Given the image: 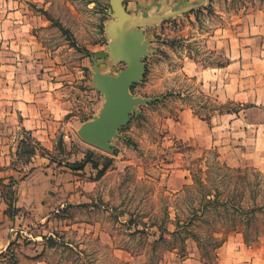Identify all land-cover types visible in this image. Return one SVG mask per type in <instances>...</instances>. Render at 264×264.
Listing matches in <instances>:
<instances>
[{"label": "rangeland", "instance_id": "rangeland-1", "mask_svg": "<svg viewBox=\"0 0 264 264\" xmlns=\"http://www.w3.org/2000/svg\"><path fill=\"white\" fill-rule=\"evenodd\" d=\"M258 8L264 0H0V157L7 164L0 158V226L7 218L15 234L0 264H178L191 255L217 264L215 245L236 233L264 249V210L239 215L236 205L241 192L246 203L263 204L264 165L233 166L219 152L229 157L239 146L233 133L243 126L228 114L257 120L264 110L249 113L209 91L229 86L225 38ZM132 31L150 41L152 54L131 93L163 99L140 107L109 153L77 134L104 102L91 83L90 56L115 76L126 65L111 59L109 46ZM183 108L208 122L223 116L214 130L222 142L205 149L173 139L168 126ZM261 128L247 130L258 138L245 141L246 154L264 153ZM36 160L47 164L48 186L70 184L71 198L51 193L43 207H16V186ZM82 161L84 169L70 167ZM176 169L185 181L174 193L167 184ZM43 215L48 220L30 229L19 223Z\"/></svg>", "mask_w": 264, "mask_h": 264}, {"label": "crops", "instance_id": "crops-1", "mask_svg": "<svg viewBox=\"0 0 264 264\" xmlns=\"http://www.w3.org/2000/svg\"><path fill=\"white\" fill-rule=\"evenodd\" d=\"M258 13L264 14V8L256 9L252 15L248 16V20L244 22L243 26L238 28V32L234 31L230 38L229 36L225 38L227 48L226 55L229 61L226 67L227 69H233L229 75L231 78V80L228 81L229 86H226L225 90H222V86L219 84H213L209 88L210 92H215L217 94L222 92L226 100L231 99L239 106L246 107L247 109H244V111H248L249 113H253L252 111L260 112L264 110V69H257L264 68V15L263 19H261ZM122 29L123 28H120V31ZM239 30H241V32H239ZM213 39H215L214 48L219 49V45L222 43L220 41L222 37H214ZM218 69L223 68L218 67ZM211 76L213 79H216L213 72ZM218 78L217 76V79ZM27 108H29V106ZM239 115V113L233 114V117H231V115L228 114V119L234 121L237 124L236 126H243L242 129H237V133H233L239 146L233 147V149L229 151L232 152L229 157L224 155L222 148H219L221 150L219 152L223 154L225 161L228 163L230 162L233 166L247 162L252 165H259V168L262 169L264 165V153L262 156L251 153L246 154L249 152L250 148H243L246 146L245 141L250 140L253 142V145L254 142H256L258 134L255 136L251 135L247 130H249L250 126L254 125L255 132L262 130L261 126H264V114L263 117H259L257 120H251L250 118L246 119L243 116L240 118ZM217 117V119L213 118V120L211 119L209 122L204 121L198 118L190 108H183L179 111L172 124L168 126L169 135L177 141L197 143L205 149L216 147L217 144L222 142V135L214 131L218 129L215 125L219 126L220 123L224 122L223 116ZM6 121H9V119H6ZM234 122H232L233 125L235 124ZM26 123L27 120L24 118L22 124L26 125ZM38 126L39 124H37V127ZM259 139L264 141V136L259 137ZM0 158H3L1 166H7L4 157L2 156ZM33 167H36V170L19 181L16 186L18 198L16 207H19L18 205H23L27 209L30 207L34 208V206L38 205L43 207L45 206L44 200L48 201L49 194L51 195V193H54L55 199L71 198L68 196L70 184L48 186L49 181L46 177L47 164H44L43 160H36V164H33ZM104 177L105 175H103L102 178ZM101 179L92 183V189L98 191V187H101ZM184 181V172L179 169L173 170L169 177L167 188L169 190L171 189L174 193L179 192ZM48 217V215H43L38 220L21 218L19 223H25L24 225L28 227L27 229H30L29 227L33 226L35 223L43 224L48 220ZM0 221H2V215H0ZM3 221L4 224L0 226V254L6 251L15 235L11 234L14 229L9 226L12 222L7 218ZM231 238V240H228L215 250L217 264H264V249L245 245L240 234L236 233ZM177 263L202 264L196 255L182 258Z\"/></svg>", "mask_w": 264, "mask_h": 264}, {"label": "water", "instance_id": "water-1", "mask_svg": "<svg viewBox=\"0 0 264 264\" xmlns=\"http://www.w3.org/2000/svg\"><path fill=\"white\" fill-rule=\"evenodd\" d=\"M111 43L109 52L114 61L122 62L126 68L115 76L99 70L93 56L91 83L104 99L98 116L83 123L77 134L85 143L112 153L114 141L122 139L120 132L135 117L141 114L139 108L161 101L163 97L141 98L131 93V89L142 83L146 73L144 58L151 55L150 41L139 32H129Z\"/></svg>", "mask_w": 264, "mask_h": 264}, {"label": "trees", "instance_id": "trees-1", "mask_svg": "<svg viewBox=\"0 0 264 264\" xmlns=\"http://www.w3.org/2000/svg\"><path fill=\"white\" fill-rule=\"evenodd\" d=\"M88 55L90 56L91 54L89 53ZM86 164H87V161H82V162L78 163L76 166L72 165L70 167H72V168L74 167L75 170H81V169H84ZM102 174H104V171L102 172ZM238 199H239V201L236 205H237L239 215H248V214L255 215L256 213L264 210V202L261 205L255 203L254 200H252L251 204L246 203V200H244L243 192H241ZM224 202L228 203V200H225ZM10 205H11V203H10ZM162 239H163V235L160 234L158 241H160ZM223 243L224 242H221V243L215 245V247H214L215 250L218 249Z\"/></svg>", "mask_w": 264, "mask_h": 264}, {"label": "bare ground", "instance_id": "bare-ground-1", "mask_svg": "<svg viewBox=\"0 0 264 264\" xmlns=\"http://www.w3.org/2000/svg\"><path fill=\"white\" fill-rule=\"evenodd\" d=\"M120 23V22H119ZM119 26H120V24H119Z\"/></svg>", "mask_w": 264, "mask_h": 264}]
</instances>
